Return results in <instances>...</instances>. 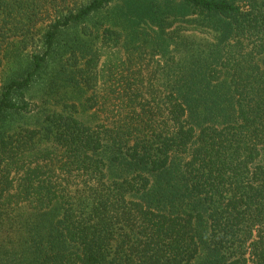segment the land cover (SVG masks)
I'll list each match as a JSON object with an SVG mask.
<instances>
[{
  "label": "trees",
  "instance_id": "1",
  "mask_svg": "<svg viewBox=\"0 0 264 264\" xmlns=\"http://www.w3.org/2000/svg\"><path fill=\"white\" fill-rule=\"evenodd\" d=\"M11 190L0 264H264V0H0Z\"/></svg>",
  "mask_w": 264,
  "mask_h": 264
},
{
  "label": "rangeland",
  "instance_id": "2",
  "mask_svg": "<svg viewBox=\"0 0 264 264\" xmlns=\"http://www.w3.org/2000/svg\"><path fill=\"white\" fill-rule=\"evenodd\" d=\"M117 7H119V5H116ZM141 24H138L135 28L139 31H142L140 28ZM175 27H184L183 25H181V23H177V24H173L171 27H169L167 29V32L170 33L169 36H173L175 35L173 32V29ZM191 32L193 33L192 29L184 31L181 30L179 31V33L181 35H189L191 34ZM167 40H169V42H171V40L169 39V37H167ZM171 46V45H170ZM149 49L151 47V43L149 44ZM171 48V47H170ZM101 65H100V74L101 75H106V71L108 69V67L110 66V64H118V60L119 59H123L124 58V52L122 51V49L120 48H107V49H102L101 50ZM145 57V55H144ZM146 57H148V55H146ZM168 55L164 56V59H167ZM153 60L162 62L160 60L159 56L154 55ZM148 61V59H144L143 63L147 64L146 62ZM114 67V66H113ZM14 195V191L11 190L8 194H6L3 198H1L0 201V218L3 221V225L0 229V236L6 237L9 236L10 238L15 237L16 235V228H12L11 230H9L8 226L10 223H25L28 222L31 219V212L30 210H28L25 206L23 205H16L15 203L11 202V199ZM9 247H11L10 243H9Z\"/></svg>",
  "mask_w": 264,
  "mask_h": 264
}]
</instances>
